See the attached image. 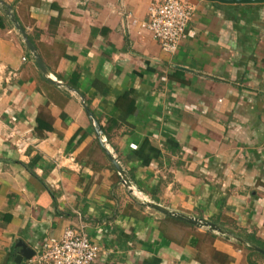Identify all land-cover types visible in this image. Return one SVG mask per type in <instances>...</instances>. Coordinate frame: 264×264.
I'll use <instances>...</instances> for the list:
<instances>
[{"label":"crops","instance_id":"obj_1","mask_svg":"<svg viewBox=\"0 0 264 264\" xmlns=\"http://www.w3.org/2000/svg\"><path fill=\"white\" fill-rule=\"evenodd\" d=\"M0 1V264H31L65 228L99 247L93 264H264L141 204L264 243V3L189 0L168 54L143 26L160 0Z\"/></svg>","mask_w":264,"mask_h":264},{"label":"built area","instance_id":"obj_2","mask_svg":"<svg viewBox=\"0 0 264 264\" xmlns=\"http://www.w3.org/2000/svg\"><path fill=\"white\" fill-rule=\"evenodd\" d=\"M193 14L189 0H160L149 5L148 20L143 26L163 52L173 54L184 41ZM99 251L83 232L65 228L60 238L45 242L30 261L31 264H93Z\"/></svg>","mask_w":264,"mask_h":264},{"label":"water","instance_id":"obj_3","mask_svg":"<svg viewBox=\"0 0 264 264\" xmlns=\"http://www.w3.org/2000/svg\"><path fill=\"white\" fill-rule=\"evenodd\" d=\"M208 1L218 2V3H222V4H234V5L264 3V0H208ZM1 6L2 7L4 6L2 1H0V7ZM6 15L8 16L11 24L18 31V33L21 35V37L23 39V43H24L27 51L32 55L39 71L44 75L45 79L48 82H50L54 85H58V82L51 77L49 71L47 70L44 63L42 62L40 56L38 55V53L36 51L35 46L28 39L25 30L23 29L22 26L19 25L14 14L12 13V8L10 6L6 7ZM80 99H81V105H82L89 121L91 122L94 133L96 135V138L98 139L99 144H100L103 152L105 153L108 161L111 163V165L115 169L116 173L119 175L120 181L124 185V187L130 193H133L135 186L133 185L131 178L129 177L128 173L125 171V169L123 168V166L121 165V163L119 162V160L117 159L115 154L109 149L108 144L106 143V141L104 139V134H103V131H102L100 125L97 122V120L95 119L93 113L90 111V109L85 104L83 97L81 96ZM141 204L143 206L147 207L148 209L154 211L155 213L159 214V215H162L164 217L176 220V221L181 222L183 224L190 225V226H193V227H196L199 229H206L210 233H215L216 235H219L226 240L236 241V242L242 244L243 246L247 247L251 251L256 252V253L264 256V249H261L257 246L248 245L241 237L234 235L233 233L225 230L224 228H222L220 225H218L216 223H213V222H210V221H207L204 219L195 218V217L186 215V214L181 213V212L169 210V209H167V208H165V207H163L157 203H154L152 201H148V200L143 199ZM31 256L32 255H29V256L26 255L25 258L30 259Z\"/></svg>","mask_w":264,"mask_h":264},{"label":"trees","instance_id":"obj_4","mask_svg":"<svg viewBox=\"0 0 264 264\" xmlns=\"http://www.w3.org/2000/svg\"><path fill=\"white\" fill-rule=\"evenodd\" d=\"M173 220V219H172ZM175 221V220H174ZM178 222V221H177ZM193 227V226H192ZM240 237H242L243 239H244V241L248 244V245H252V246H257V247H259V248H261V249H264V243H261V242H259L258 240H256L254 237H252V236H249V235H246V234H244V233H237ZM240 247H242V248H244V249H247L248 250V252L250 253V254H252V255H258V256H260V257H262V258H264V256H262V255H260V254H258V253H256V252H253V251H251L250 249H248L247 247H243L242 245H239Z\"/></svg>","mask_w":264,"mask_h":264}]
</instances>
